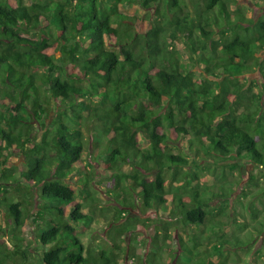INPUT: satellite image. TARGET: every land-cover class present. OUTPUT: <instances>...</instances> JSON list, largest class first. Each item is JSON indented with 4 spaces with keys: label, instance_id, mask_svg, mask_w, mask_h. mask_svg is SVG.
<instances>
[{
    "label": "trees",
    "instance_id": "trees-1",
    "mask_svg": "<svg viewBox=\"0 0 264 264\" xmlns=\"http://www.w3.org/2000/svg\"><path fill=\"white\" fill-rule=\"evenodd\" d=\"M13 1L0 0V103L7 99L32 125L20 134L12 113L0 110V209L10 217L0 227V264H117L104 249L92 255L77 236L92 218L82 208L96 197L87 176L68 182L81 160L84 132L100 145L99 171L115 195L128 190L145 208L164 207L168 182L179 180L170 219L195 229L212 215L204 198L209 185L185 168L186 157L164 153L168 129L191 135L203 158L234 159L233 169L243 161L264 169V15L256 22L238 12L231 21L225 9L215 12L228 0H194L192 13L184 0ZM130 5L157 11L156 20L131 37L127 21L133 18L121 11ZM176 26L194 34L188 51L203 65L202 75L220 77L216 72L223 69L205 93L200 74L182 70L179 55L169 50L167 34ZM111 37L116 49L107 45ZM37 69L45 73L41 87L30 73ZM253 72L260 80L239 78ZM16 148L21 169L8 166L5 154ZM140 162L150 165V179L137 169ZM255 184L250 175L247 187ZM12 192L23 197L8 199ZM183 196L188 204L199 202L188 205ZM28 219L32 238L23 236ZM135 221L121 226L131 229Z\"/></svg>",
    "mask_w": 264,
    "mask_h": 264
},
{
    "label": "rangeland",
    "instance_id": "rangeland-1",
    "mask_svg": "<svg viewBox=\"0 0 264 264\" xmlns=\"http://www.w3.org/2000/svg\"><path fill=\"white\" fill-rule=\"evenodd\" d=\"M188 12L192 13L197 6L192 5L194 0H184ZM14 3L13 0H9ZM161 5V4H160ZM159 5V6H160ZM225 9L233 20V16L238 12L245 15L247 19L258 22L264 15V2L262 0H228L221 6L215 8ZM124 14L132 17L129 22L130 37L135 32L143 33L148 23L156 20V6L152 5L147 11L136 5L121 10ZM45 23L49 14L45 13ZM213 38H218V33ZM194 35L190 29L183 27H172L167 34L169 50L177 52L179 55L180 68L200 74V82L204 80L205 93L207 89H212L215 82L223 77V69H219L214 76L202 75L203 65H200L194 57L189 54V39ZM26 40H35L28 34L23 35ZM232 34L229 35V39ZM109 47L115 48L117 43L111 37L107 41ZM58 54H56L57 56ZM263 57L264 51L260 52ZM34 73L36 85L41 87L39 76L45 73L41 70H31ZM46 77V75H45ZM239 78L243 82L260 80L258 72L241 75ZM199 82V79L197 80ZM253 92L256 89L252 88ZM53 108L50 118L54 116ZM0 110L11 112L9 118L11 123L16 124V130L23 134L30 128L31 120H21V117L14 112V105L4 99L0 103ZM90 120H86L89 122ZM43 130L36 133L34 142L41 139ZM84 150L81 160L73 165L72 177L68 182H75L83 176L88 177L89 186L95 191L96 197L93 202L88 201L82 208L86 214H91V222L77 230V236L88 248L92 255L98 254L104 249L111 260L117 264H264V169H260L250 162L243 161L241 167L233 169L234 159L227 158L218 161L214 158H203L199 149V143L190 135L178 133L176 128L167 130L169 138L164 147V153L180 154L187 159L186 169L198 174V178L203 184L209 187L205 193V199L212 215L208 216V221L204 226L195 229L192 225L183 226L179 221H171L170 208L172 207V191L177 188L178 181H169L166 187V203L155 204L151 209L143 207L135 194L125 190L117 189L114 193L113 184L104 175V170L99 171L100 145L94 144L88 132H84ZM30 146V145H29ZM145 147V146H144ZM8 158V166L22 168L23 157L20 149H9L5 151ZM146 162H140L137 169L141 170L147 178H151L154 173ZM123 172L130 173L132 166H122ZM254 176L257 184L247 187L248 178ZM166 176V175H165ZM168 179V177H166ZM77 184V183H76ZM27 185V184H26ZM75 189V185L71 184ZM173 185V186H172ZM175 186V187H174ZM170 189V191H169ZM121 191V192H120ZM211 192L212 195L210 194ZM246 192L247 195L241 193ZM219 194V196L217 194ZM22 193L12 192L7 195L13 201L20 200ZM2 194L0 191V198ZM123 196L127 203L123 202ZM13 197V198H11ZM189 197L183 196V200L188 204ZM194 200V199H193ZM195 203L199 199L194 200ZM192 201V203L194 204ZM188 204V205H192ZM34 209L30 211L33 214ZM207 212V211H206ZM116 213V214H115ZM208 213V212H207ZM116 215V216H115ZM138 219L132 223L131 229L122 227V223L129 218ZM119 220V221H116ZM10 217H7L0 209V227L4 228ZM171 224H165V223ZM32 224L30 219L26 220L23 236L31 237ZM0 232V237H2ZM153 254V255H150Z\"/></svg>",
    "mask_w": 264,
    "mask_h": 264
}]
</instances>
